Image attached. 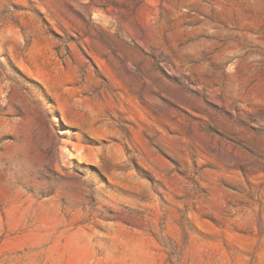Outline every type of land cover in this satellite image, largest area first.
I'll list each match as a JSON object with an SVG mask.
<instances>
[{"label": "rangeland", "instance_id": "1", "mask_svg": "<svg viewBox=\"0 0 264 264\" xmlns=\"http://www.w3.org/2000/svg\"><path fill=\"white\" fill-rule=\"evenodd\" d=\"M0 264H264V0H0Z\"/></svg>", "mask_w": 264, "mask_h": 264}, {"label": "bare ground", "instance_id": "2", "mask_svg": "<svg viewBox=\"0 0 264 264\" xmlns=\"http://www.w3.org/2000/svg\"><path fill=\"white\" fill-rule=\"evenodd\" d=\"M130 246L132 248H134V250H136L140 255H143L146 253V245L143 243V242H139V241H136V242H133L130 244Z\"/></svg>", "mask_w": 264, "mask_h": 264}]
</instances>
